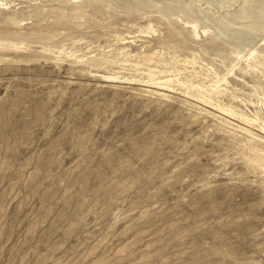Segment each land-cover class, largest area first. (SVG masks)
Returning <instances> with one entry per match:
<instances>
[{
  "label": "rangeland",
  "instance_id": "obj_1",
  "mask_svg": "<svg viewBox=\"0 0 264 264\" xmlns=\"http://www.w3.org/2000/svg\"><path fill=\"white\" fill-rule=\"evenodd\" d=\"M0 264H264V0H0Z\"/></svg>",
  "mask_w": 264,
  "mask_h": 264
}]
</instances>
